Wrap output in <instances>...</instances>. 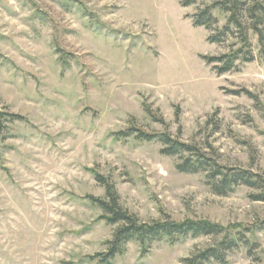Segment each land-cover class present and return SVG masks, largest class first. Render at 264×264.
Returning <instances> with one entry per match:
<instances>
[{"label": "rangeland", "instance_id": "obj_1", "mask_svg": "<svg viewBox=\"0 0 264 264\" xmlns=\"http://www.w3.org/2000/svg\"><path fill=\"white\" fill-rule=\"evenodd\" d=\"M185 1L0 0V264H99L89 256L108 250L118 226L89 199H107L96 175L141 222L245 230L130 241L113 264H189L232 236L224 261L205 264H264L254 191L219 196L204 172H181L182 157L162 152L166 134L264 178V39L243 13L249 51L218 74L203 57L241 49V28H224L230 13L217 7L212 30L195 27L191 16L222 0Z\"/></svg>", "mask_w": 264, "mask_h": 264}, {"label": "trees", "instance_id": "obj_2", "mask_svg": "<svg viewBox=\"0 0 264 264\" xmlns=\"http://www.w3.org/2000/svg\"><path fill=\"white\" fill-rule=\"evenodd\" d=\"M198 0H187L183 2L184 6L195 4ZM222 0L200 9L196 14L191 16L195 27H204L207 30H212V27L218 22L214 16V9L217 7L225 15L230 13L224 28L229 22L236 23L237 27L241 28L240 19L243 13H248V16L254 23V33L261 41L264 39L263 32L259 29L261 24L264 25V6L253 0ZM250 3V4H249ZM224 31L218 32L214 36L208 38L209 41H222ZM243 47L235 52L224 54L219 57H203L208 64H213L218 74H223L231 71L234 68L235 60L241 52L243 59L246 58L249 51V40L246 31L241 28ZM263 41V40H262ZM12 120L24 119L16 114H4ZM10 119V120H11ZM2 126V114H0V129ZM141 133V132H140ZM140 137L145 139H153L155 136H150L147 133H141ZM161 140L165 144L162 152L168 156L179 155L182 157V162L177 168L181 172L199 173L204 172L207 184L211 190L219 196H227L240 187H247L254 191L250 197L257 202H264V178L255 174L250 170L228 168L219 165L214 160L207 158L205 155L191 145L172 139L166 134H161ZM97 180L106 186L107 199L89 197L91 202L101 209L105 215L104 219L112 225L118 226L114 238L110 241L108 250L96 256H89L93 261L98 258L99 264H113L117 256L123 253L125 245L130 241H137L142 247H146L154 240L170 239L174 241L187 236L200 237L204 235H217L222 233H231L230 228L236 229L235 233H244L241 229L242 225L231 226L225 229L217 223H212L207 220H184L176 221L172 218L164 221H152L151 223L141 222L139 219L122 208L119 203V198L112 184L104 180L103 177L96 175ZM247 230V229H246ZM234 235V233H233ZM228 236V235H226ZM235 236V235H234ZM232 245H238L236 237L227 241L223 240L213 249H208L198 255L193 256L186 261L189 264H205L206 261L215 259L223 262L222 246L230 248Z\"/></svg>", "mask_w": 264, "mask_h": 264}]
</instances>
